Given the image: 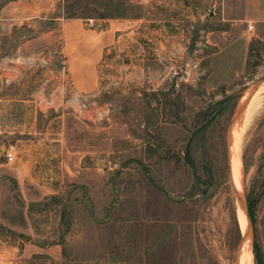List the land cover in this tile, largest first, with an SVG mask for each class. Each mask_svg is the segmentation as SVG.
I'll return each mask as SVG.
<instances>
[{
	"label": "rangeland",
	"instance_id": "374dc122",
	"mask_svg": "<svg viewBox=\"0 0 264 264\" xmlns=\"http://www.w3.org/2000/svg\"><path fill=\"white\" fill-rule=\"evenodd\" d=\"M62 1L0 0V264H240L228 131L264 78V22L246 0H132L87 92ZM78 14L86 27L108 18ZM242 133L264 257V91Z\"/></svg>",
	"mask_w": 264,
	"mask_h": 264
},
{
	"label": "crops",
	"instance_id": "0c3cea01",
	"mask_svg": "<svg viewBox=\"0 0 264 264\" xmlns=\"http://www.w3.org/2000/svg\"><path fill=\"white\" fill-rule=\"evenodd\" d=\"M20 0H11V2L19 3ZM56 0H39L38 5L44 8L51 7ZM10 3L2 4L0 7V17L3 16L2 12L5 6ZM35 4V3H33ZM246 4L251 7L252 15L250 21L264 22V0H246ZM60 18V17H58ZM83 17L70 16L64 17L60 22L61 34L65 40L66 48L71 47L69 50L73 56L71 59L72 75L78 79V85L84 87L87 92H92L97 88L98 75L97 65L103 57L106 47L112 43L117 37V29L120 21L118 17L101 18L107 20L106 25L99 26L101 20L96 23L95 27H86ZM116 19V20H115ZM0 77H5V71L1 70ZM62 114H59L61 117ZM91 120H94V114H91ZM42 159V158H41ZM33 162L32 160H28ZM36 160L34 162H37ZM41 160L40 162H44Z\"/></svg>",
	"mask_w": 264,
	"mask_h": 264
},
{
	"label": "bare ground",
	"instance_id": "6f19581e",
	"mask_svg": "<svg viewBox=\"0 0 264 264\" xmlns=\"http://www.w3.org/2000/svg\"><path fill=\"white\" fill-rule=\"evenodd\" d=\"M264 91V83L259 84L256 89L251 92L249 97L247 98L248 92L247 91L242 100L247 98V104L245 108L241 111L235 122L233 123L232 130L230 133V152H231V169H232V180L235 186V190L238 194L242 193V168H241V157H240V140L241 134L244 131L247 123L249 122L250 118L253 116L255 111L261 104L262 100V92ZM255 116V115H254ZM240 216L242 227L245 234V239L241 246L242 247V256L240 259V264H252L253 254L251 250L250 244V235L248 229V223L245 213L240 208ZM240 246V249H241Z\"/></svg>",
	"mask_w": 264,
	"mask_h": 264
},
{
	"label": "trees",
	"instance_id": "16d2710c",
	"mask_svg": "<svg viewBox=\"0 0 264 264\" xmlns=\"http://www.w3.org/2000/svg\"><path fill=\"white\" fill-rule=\"evenodd\" d=\"M70 0H64L62 1L63 5H67L69 9L71 10L73 15H67V16H80L78 14L79 8L82 9V7L89 8L96 12V15L93 17H119V16H128V13H126V9L128 6H131L135 2L132 0H87L84 2H72L69 3ZM250 49L252 47L250 46ZM248 210L249 214L251 215V206H250V200L248 201ZM253 254L255 259V264H264V257L263 253L261 251L260 246L258 243H253Z\"/></svg>",
	"mask_w": 264,
	"mask_h": 264
},
{
	"label": "water",
	"instance_id": "95a60500",
	"mask_svg": "<svg viewBox=\"0 0 264 264\" xmlns=\"http://www.w3.org/2000/svg\"><path fill=\"white\" fill-rule=\"evenodd\" d=\"M261 83H264V78H259V79L255 80V82L246 90V92L249 91L248 92V95H247V98L249 97V95L251 94V92H253V90L256 89V87L259 84H261ZM247 98H244L242 100V102H240V104H239V106H238V108H237V110L235 112V115L232 118V121H231V124H230V127H229V131H228V137L230 136L233 123L235 122V120L237 119V117L239 116V114L241 113V111L243 110V108H245V105L247 104ZM233 189H234V192H235V194H236V196H237V198H238V200L240 202L241 207L243 208V210H244V212L246 214V204H245V199L243 197V194L242 193L241 194H238L234 187H233ZM243 240H244V237L242 236L240 245L243 242Z\"/></svg>",
	"mask_w": 264,
	"mask_h": 264
},
{
	"label": "built area",
	"instance_id": "2783aa9c",
	"mask_svg": "<svg viewBox=\"0 0 264 264\" xmlns=\"http://www.w3.org/2000/svg\"><path fill=\"white\" fill-rule=\"evenodd\" d=\"M87 20H88L90 25L93 24V18H88ZM248 26H249V28H251L252 24H249ZM3 155L6 157V159L8 161H12L14 158V153H13V151H11L10 148H6L5 151L3 152Z\"/></svg>",
	"mask_w": 264,
	"mask_h": 264
}]
</instances>
